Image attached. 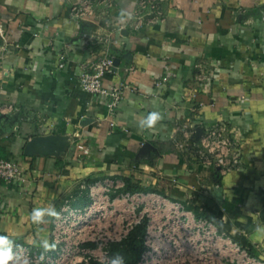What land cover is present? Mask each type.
I'll return each instance as SVG.
<instances>
[{
  "label": "crops",
  "instance_id": "obj_1",
  "mask_svg": "<svg viewBox=\"0 0 264 264\" xmlns=\"http://www.w3.org/2000/svg\"><path fill=\"white\" fill-rule=\"evenodd\" d=\"M81 1L0 0V154L28 177L0 180V234L41 250L53 221L34 225V207H83L84 183L128 179L137 191L182 202L264 260V235L255 231L264 225V0H164L162 19L141 30L121 27L137 0H91L83 20L71 12ZM90 35L102 40L85 42ZM103 53L119 60L103 78L121 87L112 113L107 97L78 80ZM152 111L163 120L141 129ZM218 123L240 157L224 174L176 147ZM49 134L64 140L62 150L25 154L30 138Z\"/></svg>",
  "mask_w": 264,
  "mask_h": 264
},
{
  "label": "built area",
  "instance_id": "obj_2",
  "mask_svg": "<svg viewBox=\"0 0 264 264\" xmlns=\"http://www.w3.org/2000/svg\"><path fill=\"white\" fill-rule=\"evenodd\" d=\"M164 0H137L132 15L121 27L141 30L163 17ZM91 0H82L71 7L75 19H85L91 10ZM99 35H90L87 41H100ZM66 54H58V67L64 66ZM115 58L103 53L83 67L78 80L89 93L108 98V108L116 110L121 98V87L105 86L103 78L115 68ZM201 74L198 79L204 80ZM166 79V78H163ZM11 105L2 111L12 110ZM78 147L88 153L86 144ZM181 151H192L202 166L213 168L220 174L237 167L240 162L236 142L225 123L203 129L196 143L176 142ZM0 180L6 184L28 183L21 165L0 154ZM125 183L119 179L104 178L84 183L89 202L83 207L65 203L61 219L53 220L51 242L57 243L52 255L44 253L43 264H92L110 258L108 246L120 242L141 222H145L144 249L136 264H264L233 240L225 231L203 215H197L180 201L157 192L124 191ZM112 192H115L112 195ZM202 211V208H199ZM23 257L35 262L43 250L32 249L25 243H16ZM17 250V249H14Z\"/></svg>",
  "mask_w": 264,
  "mask_h": 264
},
{
  "label": "clouds",
  "instance_id": "obj_3",
  "mask_svg": "<svg viewBox=\"0 0 264 264\" xmlns=\"http://www.w3.org/2000/svg\"><path fill=\"white\" fill-rule=\"evenodd\" d=\"M162 120L163 116L160 112L152 111L138 121V126L141 129L152 130ZM29 216L34 225L40 226L49 224L53 220H60L61 212L56 209L54 204H48L47 206L34 207L29 213ZM41 231H43V229H37L38 236ZM255 231L264 235V225H258ZM38 246L43 249V253L33 262L20 254L18 246L9 235L0 234V264H43L46 258L44 253L55 251L57 243L50 242L46 237H40ZM103 264H125V259L123 256L116 254L110 258H105Z\"/></svg>",
  "mask_w": 264,
  "mask_h": 264
},
{
  "label": "trees",
  "instance_id": "obj_4",
  "mask_svg": "<svg viewBox=\"0 0 264 264\" xmlns=\"http://www.w3.org/2000/svg\"><path fill=\"white\" fill-rule=\"evenodd\" d=\"M130 181L125 180L124 191H137ZM145 222H141L120 242L111 243L108 246L109 257L119 254L124 257L125 264H136L144 249ZM92 264H103L93 261Z\"/></svg>",
  "mask_w": 264,
  "mask_h": 264
},
{
  "label": "water",
  "instance_id": "obj_5",
  "mask_svg": "<svg viewBox=\"0 0 264 264\" xmlns=\"http://www.w3.org/2000/svg\"><path fill=\"white\" fill-rule=\"evenodd\" d=\"M115 65H118L119 60L115 59ZM65 142L61 137L56 135H43L35 136L30 138L25 145V154L32 155L35 152V149L40 147L43 150H46L49 153L54 152L57 149L62 150L64 148Z\"/></svg>",
  "mask_w": 264,
  "mask_h": 264
},
{
  "label": "rangeland",
  "instance_id": "obj_6",
  "mask_svg": "<svg viewBox=\"0 0 264 264\" xmlns=\"http://www.w3.org/2000/svg\"><path fill=\"white\" fill-rule=\"evenodd\" d=\"M196 213H197V211H196ZM197 215H198V214H197ZM56 249H57V248H56ZM42 250H43V249H42ZM55 251H56V250H55ZM55 251H52V252H50V253L53 255Z\"/></svg>",
  "mask_w": 264,
  "mask_h": 264
}]
</instances>
